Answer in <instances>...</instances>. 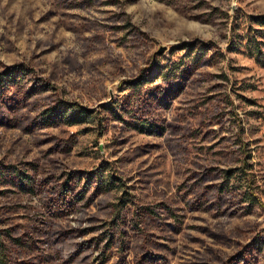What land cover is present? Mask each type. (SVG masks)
I'll list each match as a JSON object with an SVG mask.
<instances>
[{"label": "rangeland", "instance_id": "1", "mask_svg": "<svg viewBox=\"0 0 264 264\" xmlns=\"http://www.w3.org/2000/svg\"><path fill=\"white\" fill-rule=\"evenodd\" d=\"M0 231L14 264H264V0H0Z\"/></svg>", "mask_w": 264, "mask_h": 264}, {"label": "trees", "instance_id": "2", "mask_svg": "<svg viewBox=\"0 0 264 264\" xmlns=\"http://www.w3.org/2000/svg\"><path fill=\"white\" fill-rule=\"evenodd\" d=\"M80 115L81 114H79L78 112L68 113V117L69 116L79 117ZM10 235L11 234L9 233H3L0 231V264H14L13 258H12V250L9 245V240L12 241L13 238Z\"/></svg>", "mask_w": 264, "mask_h": 264}, {"label": "water", "instance_id": "3", "mask_svg": "<svg viewBox=\"0 0 264 264\" xmlns=\"http://www.w3.org/2000/svg\"><path fill=\"white\" fill-rule=\"evenodd\" d=\"M164 50H165V48L162 47V48L159 50V52H163Z\"/></svg>", "mask_w": 264, "mask_h": 264}]
</instances>
